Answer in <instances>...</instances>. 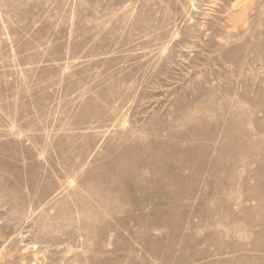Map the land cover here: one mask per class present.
<instances>
[{
    "label": "rangeland",
    "instance_id": "374dc122",
    "mask_svg": "<svg viewBox=\"0 0 264 264\" xmlns=\"http://www.w3.org/2000/svg\"><path fill=\"white\" fill-rule=\"evenodd\" d=\"M263 44L264 0H0V264H264Z\"/></svg>",
    "mask_w": 264,
    "mask_h": 264
},
{
    "label": "bare ground",
    "instance_id": "6f19581e",
    "mask_svg": "<svg viewBox=\"0 0 264 264\" xmlns=\"http://www.w3.org/2000/svg\"><path fill=\"white\" fill-rule=\"evenodd\" d=\"M262 48L264 49V44L262 45ZM234 187V186H233ZM260 220V219H259ZM111 247V246H110Z\"/></svg>",
    "mask_w": 264,
    "mask_h": 264
}]
</instances>
